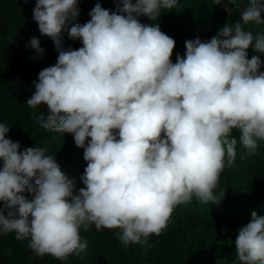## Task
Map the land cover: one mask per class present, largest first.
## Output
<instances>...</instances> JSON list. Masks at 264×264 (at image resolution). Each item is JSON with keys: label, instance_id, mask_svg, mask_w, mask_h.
<instances>
[{"label": "clouds", "instance_id": "9594fccd", "mask_svg": "<svg viewBox=\"0 0 264 264\" xmlns=\"http://www.w3.org/2000/svg\"><path fill=\"white\" fill-rule=\"evenodd\" d=\"M78 2L36 0L33 19L58 57L39 72L26 103L46 105L40 126L72 134L84 149V187L74 195L75 182L46 148L20 151L0 123V233L14 232L37 256L60 261L87 248L81 228L118 229L125 246L140 244L159 236L193 196L218 205L225 192L214 190L234 166L238 142L243 160L264 141V71L247 51L264 53V33L245 27L264 25L261 0H248L241 20L210 40H186L175 63V40L138 18L154 21L179 0H114L115 11L97 3L83 25L74 22ZM64 31L83 46L65 49ZM29 46L43 52L36 37ZM235 253L239 264H264V216L255 210L238 230Z\"/></svg>", "mask_w": 264, "mask_h": 264}, {"label": "trees", "instance_id": "16d2710c", "mask_svg": "<svg viewBox=\"0 0 264 264\" xmlns=\"http://www.w3.org/2000/svg\"><path fill=\"white\" fill-rule=\"evenodd\" d=\"M35 2L0 0V123L10 126L6 138L19 142L20 151L46 148L65 176L75 182L76 195L84 187L80 179L87 166L84 149L75 145L72 134L50 132L40 126L37 116L47 114L46 105L33 109L26 103L35 91L33 82H38L39 72L54 65L58 57L53 40L41 35L33 19ZM97 3L115 11L114 0H79V15L74 22L83 25L89 21ZM237 3L239 7L235 8L229 0H220L219 5H213V0H179L178 8L162 10L154 21L146 16L138 19L146 25L159 24L161 31L175 40L171 57L175 63L177 55H185L186 40L198 37L208 41L225 24L240 21L248 0ZM245 27L254 35L264 33V25L250 23ZM33 37L39 39L42 53L29 46ZM62 41L65 49L83 46L79 39H70L67 31L62 33ZM247 51L249 59L253 55L261 59L252 48ZM260 70L264 71L263 63ZM232 135L238 139L240 132L233 129ZM258 143L257 154L242 160L240 154L245 150L238 142L235 164L225 167L214 190L216 195L225 192L218 205L193 196L175 209L159 236L142 237L146 242L125 246L116 237L118 229L97 231L94 225L87 231L81 228V242L87 241V248L60 261L50 255L37 256L26 240H16L14 232L0 233V264H239L235 253L238 230L251 221L253 210L264 216V141Z\"/></svg>", "mask_w": 264, "mask_h": 264}, {"label": "water", "instance_id": "95a60500", "mask_svg": "<svg viewBox=\"0 0 264 264\" xmlns=\"http://www.w3.org/2000/svg\"><path fill=\"white\" fill-rule=\"evenodd\" d=\"M229 5L232 6V7H235V8H236V5L233 4V3L231 2V0H229ZM262 19H264V18H262ZM260 54H261V60H262V63L264 64V56H263V53H260Z\"/></svg>", "mask_w": 264, "mask_h": 264}]
</instances>
